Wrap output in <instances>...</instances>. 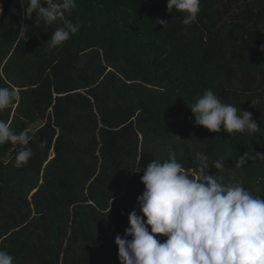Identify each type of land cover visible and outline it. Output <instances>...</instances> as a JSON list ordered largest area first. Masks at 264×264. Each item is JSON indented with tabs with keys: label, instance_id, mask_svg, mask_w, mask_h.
Segmentation results:
<instances>
[{
	"label": "trees",
	"instance_id": "trees-1",
	"mask_svg": "<svg viewBox=\"0 0 264 264\" xmlns=\"http://www.w3.org/2000/svg\"><path fill=\"white\" fill-rule=\"evenodd\" d=\"M76 4L68 18L80 29L55 47L59 22L37 27L35 12L23 18L25 0L1 4L0 86L20 99L0 119L17 134L31 129L33 150L18 168L17 146L0 145V249L13 264H119L114 239L140 214L143 169L170 153L186 169L197 152L223 159L208 173L264 197V161L254 158L264 153V0H201L189 25L167 0ZM208 89L252 113L260 131L195 126L189 107Z\"/></svg>",
	"mask_w": 264,
	"mask_h": 264
},
{
	"label": "clouds",
	"instance_id": "clouds-1",
	"mask_svg": "<svg viewBox=\"0 0 264 264\" xmlns=\"http://www.w3.org/2000/svg\"><path fill=\"white\" fill-rule=\"evenodd\" d=\"M25 3L24 20L32 19L35 12L37 27L41 23L62 25L51 34L49 47L62 45L80 29L78 23L68 18L77 7L76 0H25ZM200 5L201 0H167L166 10L184 13L180 22L189 25L196 21ZM167 22L158 20L161 26ZM27 32L28 27L22 22L18 38L26 40ZM19 99L18 92L0 86V110ZM256 103L259 100L251 101L252 105ZM189 108L195 126L213 133L260 131L252 113L223 103L210 89ZM31 140V129L17 134L8 122L0 119V145L17 146L12 153L16 167L26 165L33 156ZM195 158L198 161L195 169H186L175 153H170L166 160L147 163L140 177L143 191L136 198L140 214L131 211L123 237L116 234L114 239L119 264H264V197L251 194L239 182L225 184L208 173L210 165L222 170L225 160L217 159L210 164L209 157L200 152ZM254 158L264 161V153H255ZM249 159L244 152L235 167H242ZM157 236L166 239L161 242ZM13 259L0 249V264H13Z\"/></svg>",
	"mask_w": 264,
	"mask_h": 264
},
{
	"label": "built area",
	"instance_id": "built-area-1",
	"mask_svg": "<svg viewBox=\"0 0 264 264\" xmlns=\"http://www.w3.org/2000/svg\"><path fill=\"white\" fill-rule=\"evenodd\" d=\"M1 1H2V0H0V8H1Z\"/></svg>",
	"mask_w": 264,
	"mask_h": 264
},
{
	"label": "rangeland",
	"instance_id": "rangeland-1",
	"mask_svg": "<svg viewBox=\"0 0 264 264\" xmlns=\"http://www.w3.org/2000/svg\"><path fill=\"white\" fill-rule=\"evenodd\" d=\"M1 4H2V1H1Z\"/></svg>",
	"mask_w": 264,
	"mask_h": 264
}]
</instances>
